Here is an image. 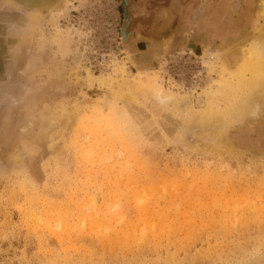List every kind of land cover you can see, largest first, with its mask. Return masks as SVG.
I'll use <instances>...</instances> for the list:
<instances>
[{
    "label": "rangeland",
    "instance_id": "obj_1",
    "mask_svg": "<svg viewBox=\"0 0 264 264\" xmlns=\"http://www.w3.org/2000/svg\"><path fill=\"white\" fill-rule=\"evenodd\" d=\"M167 4L0 0V264H264V0Z\"/></svg>",
    "mask_w": 264,
    "mask_h": 264
},
{
    "label": "flooded vegetation",
    "instance_id": "obj_2",
    "mask_svg": "<svg viewBox=\"0 0 264 264\" xmlns=\"http://www.w3.org/2000/svg\"><path fill=\"white\" fill-rule=\"evenodd\" d=\"M167 2H171V0H121L124 20L120 31V39L125 50H127L126 46L131 49L136 47L139 51L146 50L145 40L139 39L141 33L147 36L159 37L162 35L157 31L161 19H164L167 15L173 17L174 14L172 7L167 8L169 4L164 7V10H158L160 8L159 3ZM133 41H135V44ZM190 46L195 47L192 44Z\"/></svg>",
    "mask_w": 264,
    "mask_h": 264
},
{
    "label": "bare ground",
    "instance_id": "obj_3",
    "mask_svg": "<svg viewBox=\"0 0 264 264\" xmlns=\"http://www.w3.org/2000/svg\"><path fill=\"white\" fill-rule=\"evenodd\" d=\"M262 13H264V5H263V7H262ZM257 44H258V43H257ZM256 46H258V45H256ZM261 46H262V45H261ZM258 51L264 53V47L258 48ZM255 53H257V52H255ZM248 54H252V53H248V52H247V55H246V56H248ZM252 56H253V55H252ZM247 63H249V62H247ZM259 114H260V113H259ZM86 151H88V150H86ZM84 153H85V154H84ZM84 153H83V154L87 156L86 152H84ZM87 157H88V156H87Z\"/></svg>",
    "mask_w": 264,
    "mask_h": 264
},
{
    "label": "crops",
    "instance_id": "obj_4",
    "mask_svg": "<svg viewBox=\"0 0 264 264\" xmlns=\"http://www.w3.org/2000/svg\"><path fill=\"white\" fill-rule=\"evenodd\" d=\"M191 30H194V29L190 28V29H189V31H191ZM218 33H219V34H217V35H216V37H217V36H221V37H222V36H223V34H224L223 32H221V33H220V32H218Z\"/></svg>",
    "mask_w": 264,
    "mask_h": 264
}]
</instances>
